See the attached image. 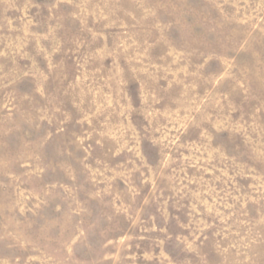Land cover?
Returning <instances> with one entry per match:
<instances>
[{
  "label": "rangeland",
  "instance_id": "rangeland-1",
  "mask_svg": "<svg viewBox=\"0 0 264 264\" xmlns=\"http://www.w3.org/2000/svg\"><path fill=\"white\" fill-rule=\"evenodd\" d=\"M0 264H264V0H0Z\"/></svg>",
  "mask_w": 264,
  "mask_h": 264
}]
</instances>
